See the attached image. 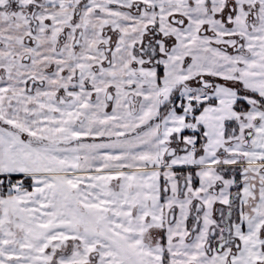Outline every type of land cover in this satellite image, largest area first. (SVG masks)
Here are the masks:
<instances>
[{"label": "snow or ice", "instance_id": "obj_1", "mask_svg": "<svg viewBox=\"0 0 264 264\" xmlns=\"http://www.w3.org/2000/svg\"><path fill=\"white\" fill-rule=\"evenodd\" d=\"M0 264H264V0H0Z\"/></svg>", "mask_w": 264, "mask_h": 264}]
</instances>
